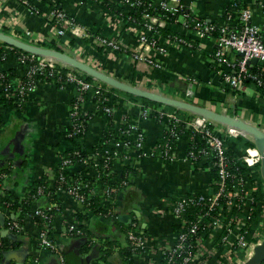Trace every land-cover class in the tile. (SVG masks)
<instances>
[{
  "label": "crops",
  "instance_id": "1",
  "mask_svg": "<svg viewBox=\"0 0 264 264\" xmlns=\"http://www.w3.org/2000/svg\"><path fill=\"white\" fill-rule=\"evenodd\" d=\"M152 1L158 4L162 0ZM229 1L182 0L187 11L199 18L218 21L219 24L224 22L220 16ZM241 1L242 10L251 11V21L259 27L260 35L264 39V0ZM32 2L41 11L40 14L31 12L15 0H0V21L14 15L21 21L16 27L18 32L25 31L26 35L40 34L46 39L44 43L61 47L64 52L94 67L105 69L107 74L125 83L168 97L165 91L172 92L176 96L173 99L177 100H182L181 96L187 95L188 98H193L194 103L182 101L221 114L229 116L232 114L234 118L243 119L264 131V92L257 86L248 85L239 90L244 93V97L239 96L222 78L221 71L228 68L215 62L213 57L217 47L215 37L198 38L195 31L182 26L183 15L176 23H169L166 29L192 39L196 47L169 42L164 36L159 35V41L165 46L166 52L160 53L153 48L145 49L148 57L155 58L162 64V68H156L148 62L137 61L134 55L141 48L140 36L149 32L147 28L116 15L100 2L86 0ZM56 7L63 8L68 15L74 16L85 29L97 36L117 38L123 49L109 56L106 52L99 53L92 45L94 41L90 37L74 35L71 37L78 43L65 45L66 39L59 35L57 27L47 17ZM237 23L234 22L236 25ZM71 37H68L69 42ZM227 53L230 58L240 57L234 50H228ZM7 55V59L5 58L0 65L1 69L11 71L13 69L17 72V78L22 76L25 67L11 54ZM252 64L264 68V61L253 60ZM96 85L103 87L101 81H96ZM111 87L108 85L105 89L109 101L114 106L113 118L121 122L124 117L133 116L139 128L145 133L146 140L143 156H139L136 150H130L132 159L124 163L116 162L115 170L119 173L127 164H131L135 172L131 176V183L123 187L112 202L103 200L100 202L99 199L100 206L106 207L105 209L111 213L106 216L100 211L94 212L66 191L60 190L57 185V170L63 158L62 154L70 148L66 130L77 94L75 86L67 83L58 87L52 81L39 79L23 110L0 108L2 119L0 173L4 175L0 186L1 197L8 193L23 197L28 186L45 178L48 187L58 194V201L61 204L60 212L54 215L49 223V235L57 248V251H52L39 244L42 228L40 223L32 215L26 214L23 216V222L21 221V227H15L13 222L19 219L20 212L6 206L0 197V242L5 247L0 264H61V254L67 264H130L125 249L128 248L127 232L134 227L144 237V249L133 256L132 264H155L161 260L162 250L173 246L177 239L175 225L178 221L170 210L169 195L211 194V168L202 167L206 161L205 157L200 160L199 167L189 159L188 133L177 140L173 159L155 156L157 143L163 137L165 127L151 116H143L144 110L153 104L148 101L136 102L127 99L120 92L111 90ZM99 103L89 99L83 105L84 112L90 113L85 138V148L89 152L93 151L107 125V116L101 112ZM179 109L188 111L194 117L210 121L238 151L236 154L242 160L254 159L249 147L239 144L237 146L236 140L229 139L231 136L227 133L225 123L193 110L183 107ZM252 142L257 146L255 141ZM258 148L257 146L255 149ZM80 172H83L80 164L71 166V176ZM258 172L254 181H248L249 190L260 189L264 176L262 166ZM261 201L264 202V196ZM81 215L84 218H79ZM74 222L83 228V234L67 232ZM218 240L219 235L215 234L201 244L211 250L213 246L216 247ZM218 253L212 249L196 263L236 264L235 261H228ZM20 257L21 261L18 259Z\"/></svg>",
  "mask_w": 264,
  "mask_h": 264
},
{
  "label": "built area",
  "instance_id": "2",
  "mask_svg": "<svg viewBox=\"0 0 264 264\" xmlns=\"http://www.w3.org/2000/svg\"><path fill=\"white\" fill-rule=\"evenodd\" d=\"M15 1L19 2L33 13L40 14L41 12L32 2L33 0ZM86 1L92 2L96 0ZM31 2L34 5H32ZM135 5V2H131V4H129L127 8L132 11ZM158 5L161 8H164L173 13H178L185 8L182 0H162L158 3ZM47 17L51 22H53V24H55L59 35L66 39L65 45H68V43H70L68 37L74 35L79 37H90L94 41L92 42V45L103 47L106 50V54H108L109 56L117 54L120 50L123 49L120 41L117 38L109 39L105 36H97V34H95L94 32L85 29L74 16L68 15L63 8L56 7L55 9L50 11ZM251 18V11L249 9H244L242 10V14L240 16L243 25L239 29L232 28L227 21H224L218 26V37L216 38L217 47L215 49L213 57L217 64L223 65L228 68V70H222L221 75L223 80L235 90H242L246 86L244 82L246 79L256 80L259 86L264 85V82L259 79L257 75L251 72L252 61L254 59L264 61V39L260 35L259 27L252 23ZM149 20L150 24L145 26L149 32L154 29V26H156L157 28H166L169 24L165 19L160 18L157 15L149 17ZM20 24V18L14 15L9 16L7 19L0 21V31L3 32L4 28L8 27L10 32L7 34L11 35L12 37L35 46L45 47L42 45V43L46 39L42 35L32 33H30V35H26L25 31L18 32L16 27ZM189 24V20L184 17L182 26L184 28H189ZM194 28L196 29L195 33L197 37L203 39L207 36H211L212 31L217 28V26L212 24L210 20L203 18L198 23H196V27ZM149 32L140 36L141 48L137 52H135V59L137 61L148 62L150 65L156 68H162V64L155 60V58L148 57L145 52L146 48H153L160 53L166 52L165 46L159 41V34H155L154 36L150 37ZM173 41L186 46L193 47L194 45L193 42L185 38L183 34L175 35ZM4 50L6 54H11V48L4 47ZM228 50H234L238 52L240 54V57L230 58L227 53ZM35 55L37 54L29 53L28 56L20 55L18 57V61L24 67L27 60L32 61V65H30L27 70L25 67L24 74L17 78L19 82L18 95L21 98L29 97L31 92L35 90L39 79H47L50 76H55V70L57 67H61L66 70V82L74 85L75 88L79 91L80 101L84 102L83 95L85 93L93 90H99V86L96 85V81L99 80H86L84 78L85 73H83L75 66L50 56L39 55V57L36 58ZM2 58H5V56H3ZM99 70L105 72V69L103 68ZM24 75H27V79L21 80ZM4 88L6 90V93H8L9 85ZM99 102L101 112L106 116H113V103L109 100L108 102ZM151 107L152 106H148L144 110V117L151 116ZM76 114L77 111L71 110L70 115L74 116ZM174 118L176 121H178V118ZM121 122H125L128 124V130H126L125 132V141L116 143L114 140H112L110 144L103 149L100 156L99 154L95 153L94 150L92 152H89V156L93 157L94 159L93 164L89 165L90 162L88 160H84V162L80 164L83 167V172L77 173L76 177H73L71 175L66 176L61 173L64 165L70 163L69 159L62 158L61 164L58 167V169L60 170V175H57V183H66V188L58 186L60 190L66 191L75 199L88 206L91 205V200L95 197H99L100 202L101 200L108 203L112 202L119 191L123 187L128 185V180H122L120 183L118 182L117 185V181L115 179L108 178L111 173H106V175L103 177V180H101L100 182H92L90 180L88 181L84 179L88 177L100 178V172L106 171L109 168V165L107 163H105V165L101 164L102 157L106 158L107 160H112L114 164L111 171L115 170L116 162L121 160L122 148H127L129 155L130 150H136L139 156L144 155L143 148L146 140L145 133L139 128V125L134 119L129 120L126 116ZM121 122L116 121L118 126ZM189 126L203 132V137L206 140V144L208 146L207 150H202L205 158H208L213 154L216 157L215 165L219 168L220 189L216 193H211L208 195L202 194L198 197V199L189 198L185 195H182L180 196L179 200L174 203L171 212L177 219L178 223L182 224V226H187L186 220L183 217L189 206L195 202L198 204H206L211 209V211L213 210L214 212V221L210 222L208 225L209 227H211V233L208 238L213 237L215 234L219 235V242H217L216 247L213 246L212 249L226 257L228 261H235L236 264H250V260L254 255L255 247L259 245L264 239L263 201H261V204L259 206L260 215L258 218H256L257 222H251V224L255 223L257 226H249V220L253 219L254 214L253 206H251L254 200L253 193L256 189L258 190L259 188H255L253 189V191L249 190V188L247 187V176L244 175L243 177H240V179L238 178L239 185H242L243 183L246 185L244 198H246L247 200L246 204H244L243 206L244 216H238L235 213V206L234 204H232L231 198L239 197L241 193L238 189H232L229 187V179L236 178V175L234 173H231L228 169L229 159L225 154V137L217 129L211 127L210 121L201 117H194L193 119H191L189 122ZM226 126L228 128L227 133L229 136H243L254 141L245 131L236 129L228 125ZM79 131L80 128L77 129V132ZM120 132L123 133L121 129ZM170 149V147L165 148V153L163 155L164 159H173L174 155H169ZM254 154L258 155L257 157H259L260 159H264V146L263 152L258 148L256 151H254L252 156H255ZM129 155L125 156V162L131 159ZM247 161L251 160L249 159ZM3 176L4 175L0 173V186L3 183ZM44 188L45 187H40L39 193H44ZM224 201L227 202L226 205H224ZM56 206V203H52L47 210H50L51 208ZM47 210L40 207H36V209H34L35 215H37L38 218H40L45 224V226L40 230L39 244L43 248L57 251V248L49 235V223H47V220L51 218V214H49ZM100 213L104 216L111 214L107 209L106 211H101ZM13 225L17 228H20L22 224L21 221L17 219L14 220ZM199 229L200 225L195 223L190 226L188 232H180L179 234H177L175 244L170 248L162 250L161 260H165L163 264H197L196 262H198L199 259L201 260V257L208 255V253H210L212 249L209 250L206 248V246L201 244L206 238L200 236H196V238L194 237ZM67 232L69 234H83V228L77 222H74L69 226ZM128 240L132 243L134 248H142V250L144 249V237L136 232L135 227L129 230ZM2 246L3 244L0 242V253L2 250ZM221 249L223 251L220 252ZM177 257H181V260H176ZM207 258L208 257L206 256L205 259ZM61 264H67V261L62 254Z\"/></svg>",
  "mask_w": 264,
  "mask_h": 264
},
{
  "label": "trees",
  "instance_id": "3",
  "mask_svg": "<svg viewBox=\"0 0 264 264\" xmlns=\"http://www.w3.org/2000/svg\"><path fill=\"white\" fill-rule=\"evenodd\" d=\"M100 2V4L109 9L111 12H114L115 14H119L120 16L128 19L131 22L137 23L142 26H146L150 24L149 17L153 15H157L160 18L165 19L168 23L174 24L177 22L178 18L180 16H184L189 20V28L192 31H196L194 27H196V23H198L200 20L203 18H199L195 14L191 13L190 11H187L186 8H184L182 11L178 13H173L170 12L164 8H161L158 4L154 3L152 0H96ZM131 2H135L136 5L131 11L129 8V4ZM138 3V4H137ZM32 5H34L31 2ZM123 4V5H122ZM242 9H243V2L241 0H230L229 3L225 6L220 18L224 21H227L232 28H237L239 29L243 24L241 22L240 16L242 14ZM41 13V12H40ZM237 21V25L234 24V22ZM218 22V21H217ZM216 21H211L212 24L216 25L217 28H215L211 36L215 37V39L218 37V26L220 25ZM5 33H9L10 30L5 28L3 30ZM155 34H159L161 36H164L169 42L173 41L175 34L171 29H166V28H157L154 26V29L151 30L150 32V37L154 36ZM71 37V36H70ZM188 40H191L193 42V47H196V43L192 40L189 39L188 37L184 36ZM84 41V39H83ZM78 42L71 37L70 38V44L75 45ZM43 46H46L48 48L56 49L59 51H63L61 47H57L51 43H42ZM5 47H10L11 45H8L5 42L0 41V65L5 61V58L7 59L8 55L5 53L4 50ZM95 46V45H94ZM96 50L99 53H104L106 50H104L103 47L100 46H95ZM11 55L17 60L20 55H26L28 56L29 52L22 50L20 48L11 46ZM7 55V57H6ZM5 56V58H2ZM36 58L39 57V55H35ZM32 65V61L27 60L25 67L26 70ZM65 72L66 70L61 67H57L55 70V76H50L46 80L52 81L57 84L58 87L65 86L68 82H66L65 79ZM251 72L259 77L264 82V68L262 67H257L256 65L252 64ZM15 71L11 70H3L1 69L0 66V108L2 107H10L12 109H16L18 111L23 110L28 97L26 98H21L18 93V86L19 82L16 77ZM41 77V76H39ZM84 78L88 81H93V77L87 74H84ZM27 79V75H24L21 80ZM95 80V79H94ZM245 85L248 86H257L264 92V85L259 86L258 82L253 79H246ZM103 87L99 86V90H93L90 92H87L83 95V101H80L79 96L80 93L77 90L76 97L73 101L72 108L71 110L77 111V114L72 116L70 115L69 117V124L67 126L66 130V139L70 144V148L66 150L62 156L63 159H69L70 163L64 165V168L61 170L63 175L69 176L70 175V168L72 165L75 164H82L84 160H88L90 163L89 165L93 164V157H90L89 151L86 150L85 148V138H86V132L88 129V120H89V115L90 113H85L83 110V105L86 101L89 99H92L96 102H108L109 98L106 95L107 89H105L107 84L103 83ZM9 85L8 93H6V90L4 87ZM151 84L149 88H151ZM111 90L118 91L122 94L127 99L140 102V101H148L153 104L151 107V117L156 119L158 122L162 123L165 127L164 135L163 137L158 141L157 149L154 153L155 156H160L163 157L165 153V148L170 147L169 155L173 156L176 153V146H177V139L178 137L184 135L185 133H188L189 137V143H188V157L191 160V162L195 166H200V160L204 158L205 156L203 155L202 150H207L208 146L206 144V140L203 137V132L198 131L194 129L193 127L189 126L190 120L194 117L192 114H190L188 111H185L183 109H179L178 106L174 104H163L158 101H153L146 99L143 96L136 95L133 93H130L128 91H120L119 89L115 87H111ZM167 90V89H164ZM170 90V89H168ZM161 91V89H160ZM169 97H176L173 95L172 92L165 91ZM236 93L239 96L244 97V93L236 90ZM182 100H187L192 103H194L193 98H188L187 95H182ZM77 105V106H76ZM231 113V112H229ZM230 116L234 117L232 114ZM128 119H134L133 116L128 115ZM178 118V121L175 120V118ZM0 126L2 127V119L0 115ZM211 127L215 128L212 124ZM80 128V131L77 132V129ZM120 129L123 131L120 132ZM128 130V124L125 122H121L120 125L118 126L116 121L113 119V116L109 115L107 116V125L105 127L104 133L97 142V144L94 146V151L95 153L100 154L102 153L103 149L108 146L111 142V140H114L116 143H121L125 141V132ZM119 131V132H118ZM230 140L234 139L236 140V144L240 146H246L249 147V151L251 150L252 154L254 151H256L257 146L247 139L246 137L240 136V137H229ZM238 151L234 149V147L228 143V140H226V150L225 154L226 157L229 159V166L228 169L230 170L231 173H234L236 175V178L229 179V187L232 189H238L241 193L239 197H232L231 202L235 206V213L238 216H244V210L243 206L246 204L247 200L244 198V194L246 191V185L243 183L242 185H239L238 183V178L243 177L244 175L247 176L248 181H254V179L258 176L257 172L261 170V166L263 164V159H258V155L254 154V159L252 161H245L242 160L236 153ZM121 162L124 163V159L126 155L128 154V149L127 148H122L121 151ZM131 158L132 156L129 155ZM132 159V158H131ZM170 160V159H168ZM216 157L213 154L212 156L206 158V161L203 162L202 167H209L211 168L212 172V180H211V185H210V193H216L220 189V174H219V168L215 165ZM107 163L109 165V168L106 171H102L100 178H84L85 180H90L92 182H100L103 180V177L106 175V173H111L108 178H113L120 183L122 180H128V184L131 183V176L135 172V169L132 168L131 164H127L124 166L123 171L119 173L116 170H112L114 162L112 160H107L106 158L102 157L101 158V164L105 165ZM58 176L60 175V170H57ZM259 173V172H258ZM73 177H76L73 176ZM98 179V180H95ZM262 183L264 184V176ZM262 183L260 185V189H256L255 192L253 193L254 200L251 206H253L254 209V214H253V221L249 220V226L256 227L257 225L255 224L256 218L259 217L260 215V210L259 206L261 204L262 197L264 196L262 190L264 188V185L262 186ZM58 186H61L63 188H66V183H57ZM40 187H45L44 188V193H39V188ZM25 196L23 197H18L12 194L8 195H3L0 197L3 200L4 204L8 207H10L14 211H19L20 216L19 220L23 222V216L26 214H31L33 217L40 223L41 227H44L45 224L44 222L38 218L37 215H35L34 209L36 207H40L42 209L47 210L50 204L56 203L57 206L51 208L50 210H47L49 214H51V218L56 215L58 212L61 210V204L58 201V194L52 191L46 182L45 178H42L39 182L30 185L26 188L25 190ZM202 194H196V193H186L185 196L189 198H194L198 199V197ZM180 196L176 195H169L168 200L171 203L170 210L172 211L173 205L175 202L179 200ZM46 200V203L44 201ZM92 203L91 205H88L91 210L94 212H101V211H106V207H102L99 204V197H95L94 199L91 200ZM227 202L224 201V205H226ZM87 206V205H86ZM51 218L47 220V223H50ZM79 218H84L82 215L79 216ZM186 220L187 226H182V224L177 223L175 225V229L177 230V234L180 232H188L190 229V226L193 224L197 223L200 225V229L197 232L194 237L200 236L203 238H208V236L211 233V227H209V223L214 221V212L206 205V204H198V203H192V205L189 206L187 211L184 214L183 217ZM251 222H255L251 224ZM49 230V228H48ZM129 232V230H128ZM127 232V234H128ZM136 232L139 234V231L136 230ZM50 233V232H49ZM140 235V234H139ZM128 236V235H127ZM143 236V235H142ZM128 239V237H127ZM4 246H2V250L0 253V259L2 257L3 251H4ZM142 248H134L132 243L128 240V248L125 249L126 254L129 257V263L132 264V259L133 256L139 252H141ZM241 256V255H240ZM176 260H181V257H177ZM165 260H160L156 264H163ZM264 264V261L263 263Z\"/></svg>",
  "mask_w": 264,
  "mask_h": 264
},
{
  "label": "water",
  "instance_id": "4",
  "mask_svg": "<svg viewBox=\"0 0 264 264\" xmlns=\"http://www.w3.org/2000/svg\"><path fill=\"white\" fill-rule=\"evenodd\" d=\"M0 41L7 43L8 45L20 48L22 50H25L29 53H34L37 55H45L50 56L55 59L61 60L63 62L69 63L79 70H81L83 73L92 76L93 78L109 85L112 87H115L122 91H128L130 93L140 95L145 97L146 99L158 101L163 104H174L178 107H183L188 110H193L195 112L202 113L214 120H218L220 122L225 123L228 126L234 127L236 129L245 131L250 138H252L256 145L259 147V149L263 152V146H264V131L259 128L258 126H255L253 124H250L243 119L234 118L226 114H221L218 112H215L213 110H208L205 108H201L199 106L193 105L191 103L177 100L170 98L164 94L153 92L150 90H144L142 88H139L137 86L125 83L118 78L107 74L106 72L99 70L98 68H95L94 66L80 60L79 58H76L66 52L59 51L56 49L48 48V47H40L35 46L30 43H27L25 41L19 40L15 37H12L11 35L1 32L0 31ZM257 61V59H254ZM262 171L264 175V159H263V165H262ZM7 256L9 254L6 253ZM20 261L22 258H18ZM264 261V239L263 241L255 247L254 255L252 256L250 260V264H262Z\"/></svg>",
  "mask_w": 264,
  "mask_h": 264
},
{
  "label": "rangeland",
  "instance_id": "5",
  "mask_svg": "<svg viewBox=\"0 0 264 264\" xmlns=\"http://www.w3.org/2000/svg\"><path fill=\"white\" fill-rule=\"evenodd\" d=\"M264 184L262 183V186H263Z\"/></svg>",
  "mask_w": 264,
  "mask_h": 264
}]
</instances>
